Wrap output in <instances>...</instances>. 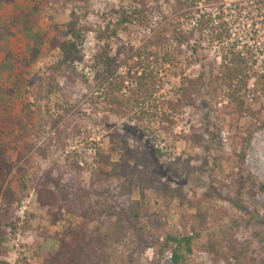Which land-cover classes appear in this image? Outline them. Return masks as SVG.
<instances>
[{"label":"rangeland","instance_id":"374dc122","mask_svg":"<svg viewBox=\"0 0 264 264\" xmlns=\"http://www.w3.org/2000/svg\"><path fill=\"white\" fill-rule=\"evenodd\" d=\"M137 1L0 0V28L11 27L13 33L0 32V149L12 160V168L3 166L4 185L12 186L22 199L14 214L18 228L10 234L8 254L2 258L10 264L25 260L32 264H48V260L56 264H106L107 260L110 264H175L169 260L172 250L159 254L168 235L180 238L197 232L202 236L195 240L185 264H228L205 249L212 242L229 258L236 247L244 250L247 264H264V205L250 194L258 191L250 176L257 184L264 183V130H257L247 144L246 123L259 126L261 122L252 118L239 125L235 122L234 106L222 87L227 44L213 42L206 33L201 42L204 60L193 63L195 56L185 45L178 63L166 67L161 75L164 86L154 100L176 99L184 77L196 79L206 70L218 87L216 97L202 91L196 107L184 108L173 124L114 114L104 84L96 82L89 69L85 70L88 84L81 77L52 70L60 60L59 43L70 33L68 24L75 21L78 28L89 30L81 45L86 62H91L109 41L108 32L116 21L112 11H131L139 7ZM146 1L157 9L154 23L167 25L170 36L177 29H192L193 22L173 14L175 0ZM204 1L199 4L202 11L218 15L222 8L226 21L240 18L233 26V39L239 41V51L258 75L245 95L246 108L264 120V91L254 92L256 80L264 75V0ZM239 3L245 9L242 12L235 9ZM101 34L104 37L98 40ZM146 35L131 25L112 42L116 43L113 50L121 45L120 52L126 51L119 73L126 85L131 81L126 75L137 69L126 58L128 49L142 46ZM170 45L174 51L176 43ZM10 55L26 61L14 63ZM194 131L205 134L204 143L188 139ZM210 133H216L217 139H211ZM117 135L123 139H114ZM115 144L119 149L126 145L128 152L126 157L118 150L114 161L129 160L122 172L112 176L108 170L103 175L99 154L110 156ZM143 179L145 218L138 224L123 208L126 199H141ZM163 185L177 191L168 202ZM40 190H51L64 207L63 219L56 225L39 203ZM203 215L205 222L198 226V216ZM69 227L92 237L103 233L100 245H93L92 261L85 257L78 261L74 249L64 248V239L74 243L65 236Z\"/></svg>","mask_w":264,"mask_h":264},{"label":"trees","instance_id":"16d2710c","mask_svg":"<svg viewBox=\"0 0 264 264\" xmlns=\"http://www.w3.org/2000/svg\"><path fill=\"white\" fill-rule=\"evenodd\" d=\"M204 0H175L173 14L185 21L193 22L192 29L184 32L183 30H174L172 36L169 35L170 31L167 25L162 22L154 23L152 18L156 7H152L146 0H138L137 4L139 7L131 9V11L122 9H114L115 23L113 30L109 34V41L105 47L98 51L91 62H86V56L83 52L82 42L86 35L89 33L87 27L78 28V23L72 21L67 25L70 33L67 34L64 41L59 43V50L61 53L60 60L56 63L52 70L59 75L68 77H81L85 84H88V76L85 74V70L89 69L93 74L95 81L104 84L105 97L108 99V105L110 110L114 114H122L130 116L140 122L149 121L152 119H159L163 124H173L175 115H179L184 108H195L197 105V96L203 95V92L207 95L210 94L212 97L217 96L218 87L212 82L211 71L202 72L198 78L191 79L184 77L179 88L175 92L176 99H165V100H154L156 93L164 86L163 77H161L166 67L178 63V55L182 56V47L187 45L188 49L193 52L195 58L194 62H201L205 59L203 48L201 45L202 41L206 40L205 34L209 33L213 42H218L221 45L228 48H224L223 64L226 71L223 73V86L228 94V99L233 107L232 113L236 116L235 121L237 125L242 124L247 118H252L257 122H261L260 125L254 124L252 121L246 123L245 141L248 144L253 139L257 130H264V120L256 116L252 111L246 108L245 95L250 90L249 86L253 78H256L257 73L251 71L249 67V61L244 52L239 51V41L233 39V29L235 24L240 19L237 17L232 23L226 21V17L222 8L220 13L215 15L209 12L207 9L201 10L199 4ZM255 1V0H254ZM205 2V1H204ZM255 2L251 4L253 5ZM208 4V2H207ZM158 5V4H156ZM240 3L235 5V9L242 12L244 8H240ZM207 8V7H205ZM157 13V11H156ZM167 21L165 18H163ZM193 20H196L193 21ZM195 22V23H194ZM138 26L145 30L148 35L145 36L144 44L139 48L131 47L128 49V58L136 66V70L126 75L131 81L126 85V80L119 73L122 66L124 65V57L126 54L120 52L121 45L118 46L120 49H114L116 43H112L114 38H119V32L128 29L129 26ZM8 29V30H7ZM15 29V28H14ZM107 29H111L109 26ZM11 27H1V34H8L13 36L11 33ZM197 33L200 35L199 40H196ZM2 36V35H1ZM70 36V37H69ZM103 34L100 35L98 40H102ZM2 37H0L1 40ZM176 43V48L172 50L170 42ZM195 41V44L192 42ZM111 42V43H110ZM116 46V45H115ZM31 58H34L33 56ZM14 63L26 61L23 57L17 58L10 55V59ZM83 67L81 68V66ZM81 69V71H80ZM132 76V77H130ZM52 86V85H51ZM57 88V87H55ZM260 90L264 91V75L259 77L255 83V94L259 93ZM130 93L127 95L125 93ZM245 93V94H243ZM140 132H144L139 129ZM211 139H217L216 133H210ZM114 139H123L119 135ZM193 139L194 142L204 143L206 137L205 134L197 133L196 131L188 138ZM116 148L112 149L110 156L99 154L103 167L100 169V173L106 175L111 170L112 176L122 172V166L128 162L127 152L128 147L123 145L120 149L115 144ZM121 150L125 153L126 157H122L119 161H114L113 156ZM129 156V155H128ZM3 166L12 168V160L7 155L6 151L0 149V264H10L4 261V258L8 254L9 248L7 243L9 241L10 234H13L18 228V220L15 219L19 212V207L22 204V199L17 195V192L12 186L5 187L7 176L3 175ZM5 176V177H4ZM131 180V179H130ZM148 180V179H145ZM252 186L258 189L257 192H251L253 199L264 205V183L257 184L256 180L250 176ZM141 187V199L132 200V198L126 199V206L123 208L124 213L138 224H143L144 211H145V183L142 180ZM163 197L168 200L177 193V191L171 190L168 186L163 185ZM47 195V199L45 198ZM171 195V196H170ZM39 203L43 208L49 210V214L52 216L54 225L58 224L63 219L64 207L61 206V202L51 191H39ZM17 205V207H16ZM206 216H198L200 219V225L203 226ZM108 219H111V215L108 214ZM123 220L119 221L120 226ZM72 226V225H71ZM68 232L65 236L73 239L69 241L63 240L64 248L67 247L68 251L74 249L75 259H81L82 257L87 258L89 261L93 260V245H100L101 233L99 236H88L83 230L72 229L71 227L66 229ZM202 236L198 233L188 237H176L168 235L165 243L159 251V254H164L168 250H172L173 262L175 264H185L187 255L193 252L194 242ZM173 246V247H172ZM95 247V246H94ZM205 249L212 253L219 259L225 260L228 264H247V260H243L244 250H236L235 255L229 258L224 251L219 248L218 243L212 242L205 246ZM93 250V251H92ZM62 251L59 252V254ZM96 257V256H94ZM78 260V261H79ZM48 264H56L55 260H48ZM110 264L108 260L105 262ZM18 264H32L29 261H21ZM98 264V263H96Z\"/></svg>","mask_w":264,"mask_h":264},{"label":"built area","instance_id":"2783aa9c","mask_svg":"<svg viewBox=\"0 0 264 264\" xmlns=\"http://www.w3.org/2000/svg\"><path fill=\"white\" fill-rule=\"evenodd\" d=\"M168 255H169V260H170L172 263H174V262H173V254H172V253H168Z\"/></svg>","mask_w":264,"mask_h":264}]
</instances>
